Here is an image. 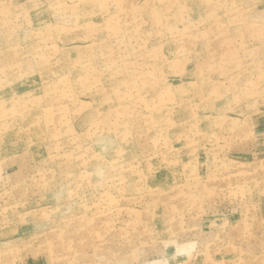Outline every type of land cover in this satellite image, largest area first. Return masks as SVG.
I'll use <instances>...</instances> for the list:
<instances>
[{"label": "rangeland", "instance_id": "1", "mask_svg": "<svg viewBox=\"0 0 264 264\" xmlns=\"http://www.w3.org/2000/svg\"><path fill=\"white\" fill-rule=\"evenodd\" d=\"M0 264H264V0H0Z\"/></svg>", "mask_w": 264, "mask_h": 264}]
</instances>
